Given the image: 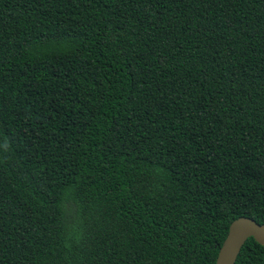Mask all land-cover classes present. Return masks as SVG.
<instances>
[{
  "label": "trees",
  "instance_id": "1",
  "mask_svg": "<svg viewBox=\"0 0 264 264\" xmlns=\"http://www.w3.org/2000/svg\"><path fill=\"white\" fill-rule=\"evenodd\" d=\"M239 216L264 223V0H0V264H214Z\"/></svg>",
  "mask_w": 264,
  "mask_h": 264
},
{
  "label": "water",
  "instance_id": "2",
  "mask_svg": "<svg viewBox=\"0 0 264 264\" xmlns=\"http://www.w3.org/2000/svg\"><path fill=\"white\" fill-rule=\"evenodd\" d=\"M248 237L264 244V223H256L253 219L244 216L233 219L218 247L214 264H234L240 247Z\"/></svg>",
  "mask_w": 264,
  "mask_h": 264
},
{
  "label": "clouds",
  "instance_id": "3",
  "mask_svg": "<svg viewBox=\"0 0 264 264\" xmlns=\"http://www.w3.org/2000/svg\"><path fill=\"white\" fill-rule=\"evenodd\" d=\"M5 143H6V145H7V141H6Z\"/></svg>",
  "mask_w": 264,
  "mask_h": 264
}]
</instances>
